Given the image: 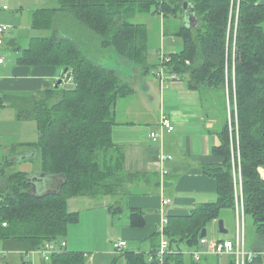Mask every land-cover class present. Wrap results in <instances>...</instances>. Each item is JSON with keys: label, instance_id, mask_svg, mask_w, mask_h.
Wrapping results in <instances>:
<instances>
[{"label": "trees", "instance_id": "1", "mask_svg": "<svg viewBox=\"0 0 264 264\" xmlns=\"http://www.w3.org/2000/svg\"><path fill=\"white\" fill-rule=\"evenodd\" d=\"M57 1V7H41L33 12V28L54 29L59 15L77 23L66 25L62 36L54 32L48 37H32L26 47L20 48L15 61L25 66H55L72 79V85L65 86L67 78H62L58 87L32 94L12 106L18 118L34 120L38 128L37 140L17 143L14 151L20 145L36 149L38 168L34 166V172L61 174L65 182L60 193L37 196L29 192V173L19 168L10 172L8 167L16 163L9 155L0 160V243L11 252L0 256V264L16 254L21 258L20 264H32L29 252L47 242L66 239L70 225L81 217L80 211L70 209L69 202L74 198L114 196L117 209H121L120 195L126 194L127 183L135 182L137 175L126 170L125 149L114 140L117 105L133 92L131 82L122 76V66L131 63L141 74L156 76L161 65L160 59L149 61L147 25L131 18L151 10L165 18L183 16L185 2L192 4L196 21L191 27L183 24L177 30L183 48L171 54L165 64L166 72L187 76L193 89L221 92L224 97L227 92L232 120L231 124L224 122L219 134L221 144L214 148L223 162L204 166V171L218 181V199L197 206L187 216L168 219L166 233L171 248L183 250L185 244L188 249L201 248L202 230L220 217L222 209L236 211L235 168L237 172L240 168L242 176L245 213L253 215L257 229L264 231V176L260 169L264 168L261 0ZM125 9L133 15L124 14ZM110 49L118 55L117 65L107 63ZM2 100L1 95L0 103ZM230 125L234 131L238 128L234 145L232 138L237 136ZM60 183L57 178L49 180L46 188L58 190ZM129 220L132 226L146 225L139 209L130 210ZM149 253L127 248L111 264H119L121 258L125 264H151ZM210 255L197 261L189 254L172 252L166 254L164 264H219L215 255ZM86 261L83 251L67 249L43 264ZM229 264H235V258ZM246 264H264V258L256 254Z\"/></svg>", "mask_w": 264, "mask_h": 264}, {"label": "crops", "instance_id": "2", "mask_svg": "<svg viewBox=\"0 0 264 264\" xmlns=\"http://www.w3.org/2000/svg\"><path fill=\"white\" fill-rule=\"evenodd\" d=\"M261 2L264 4V0ZM9 42L7 48L10 50V56L6 63L0 66L2 106H12L13 102H21L32 94L50 90L63 78L62 70L55 66L17 64L15 58L19 54L18 51L26 46L21 44V40L11 39ZM182 48L183 46L180 50ZM160 51L161 48L156 56L151 57L152 62L159 61ZM121 72L122 76L131 82L133 92L122 97L117 105L114 140L125 149L126 170L137 175L135 182L127 183L126 194L120 195L119 204L122 206L119 212H116L120 215L118 221L121 223L119 239L127 240L129 249H132L131 241H139L140 248L136 250L147 253L160 244L157 231L163 220L174 216H187L197 206L218 199V181L204 171V166L223 162V158L214 153V148L221 144L219 134L225 108L222 107L220 98L215 95L216 92L191 88L187 76L172 78V74V77L165 75V79L161 81L152 74H141L130 63H124ZM163 112L174 119L175 129L166 132L161 141L154 142L149 135L152 130L158 128ZM29 148L20 145L16 153L27 152ZM169 155L171 158H165ZM4 156L7 154L2 153L1 159ZM163 169H167L168 173L162 175ZM260 169L264 176V168ZM166 198L170 201L162 208ZM82 199L86 198L70 200L69 206ZM88 199L86 201L91 205ZM93 203L99 205L98 202ZM132 208L144 213L146 225H131L129 213ZM231 213L234 214L236 224V213L230 212V218L233 220ZM252 217L255 224L248 232L245 218L246 248L250 253L262 255L264 258V231L257 229L255 218L253 215ZM212 222L219 223L218 219ZM220 238L228 237L222 234L208 239ZM186 247V244L183 245L184 249H188ZM14 256L9 257L5 264H20V256ZM213 257L219 264H229L233 258L222 256L227 258L222 262V257ZM33 261L34 264L44 262L38 256L33 257Z\"/></svg>", "mask_w": 264, "mask_h": 264}, {"label": "rangeland", "instance_id": "3", "mask_svg": "<svg viewBox=\"0 0 264 264\" xmlns=\"http://www.w3.org/2000/svg\"><path fill=\"white\" fill-rule=\"evenodd\" d=\"M58 4L57 0H0V25L6 24L10 27L6 32L7 40H21L23 41L21 44L27 46V41L32 37H48L53 35L54 32H57L62 36L64 33L63 29L66 25L77 22H71L68 17L64 15L60 17L59 15L60 18L58 17L54 29H34L32 23L33 12L37 8L57 7ZM4 6H7V9H5ZM124 14L130 17L133 15V12L125 9ZM131 20L138 23H144L148 27L150 33L149 61L151 57L157 55L159 48H161L164 52L166 60H170L171 54L179 52L180 48L183 46L181 36L176 35L177 30L184 24L183 16L180 15L177 17L165 18L162 14L159 15L158 13H155V10H151L150 12L138 13L131 18ZM107 53H109V51H107ZM115 56H118L117 53L110 49V58L107 59L109 61L107 63H111V66L117 63ZM165 75L170 77L171 73L165 72L164 77ZM62 77L67 78L65 86L69 87L72 85V79L66 75H63ZM215 95L220 98L221 105L225 108V116H223V120L225 118V121L222 123L223 126L224 122L225 124L227 121L230 123L231 100L227 92L225 93V97L221 92H216ZM14 108V106L10 105L2 106L1 104L0 106V156L2 153H5L11 158L16 154L14 151V145L20 142L31 144L38 138V128L36 122L30 119L18 118L16 115L17 110ZM230 130L235 132V135L237 136V129L234 131L235 128L230 127ZM232 140L233 145L236 144L235 142H237V138H232ZM33 161L35 169H37L38 158H34ZM17 168L18 164L16 163L15 165L8 167V170L13 172ZM167 173V169L162 170V175ZM239 175V172L234 174V191L236 184L237 188L240 190L241 176ZM86 200L87 198L70 205L71 210L76 209L80 211L81 217L79 222L70 225L68 229V233L66 235V240L68 242L67 249L74 251H77L78 249L79 251H83L87 255L86 264H109L113 261V259H115L114 257L119 255L115 252L113 246L114 242L119 239L121 234V223L118 221L120 215L116 213L120 210H117V199H115L114 196L89 198L88 200L91 202V205ZM101 201L102 203H100ZM93 202H98L99 205H95L97 203ZM107 202L110 203L106 205ZM108 210H110V212ZM230 212H233V208L222 209L218 222L221 219L225 220L226 229L228 230L226 236L228 238H233L236 224L234 214L231 213L234 218L233 220L230 218ZM246 222L248 232L250 227H254L255 224L251 214H246ZM212 223L207 225V229L209 230L208 238L211 239L222 235L219 229V223ZM158 236L160 239L159 241H161L163 236L167 237V233L165 231L164 233H159ZM130 243L131 248H140L139 241H131ZM142 248L144 247L142 246ZM105 250L108 252H105ZM34 257H37V255ZM223 259L227 258L222 257V262ZM119 264H125V261L121 258Z\"/></svg>", "mask_w": 264, "mask_h": 264}, {"label": "built area", "instance_id": "4", "mask_svg": "<svg viewBox=\"0 0 264 264\" xmlns=\"http://www.w3.org/2000/svg\"><path fill=\"white\" fill-rule=\"evenodd\" d=\"M7 9V6H4ZM10 27L6 24L0 25V66L6 63L7 59L10 56L9 49L7 48V30ZM160 67L157 71L156 76L164 80V74L166 72V60L164 52L160 51ZM174 75L173 77L176 78ZM2 79V75H0V80ZM1 106V103H0ZM231 116H230V124H231ZM230 127H232L230 125ZM175 129L174 119L171 115L163 112L161 114L159 120V126L157 129H154L150 132V138L154 142H159L164 137L166 132H172ZM237 129V136H238V128ZM238 140V138H237ZM233 145V144H232ZM239 153V151H238ZM165 158H171V156H166ZM235 167V165H234ZM240 169V168H239ZM239 176H241V172ZM237 170L235 168V174ZM235 197H236V233L233 238H220L218 240H210L206 237H202L201 239V248L198 249H183V250H175L171 248L170 239L165 236L162 237L159 246L153 253H149V262L151 264H164L166 254L172 252H181L185 254H189L193 256V258L197 261H200L205 254H213L215 256H231L235 258V264H246L248 260H251L254 255L250 253L246 248V238H245V200H244V191H243V183H242V176H241V183H240V190L237 188V184L235 187ZM169 199L166 198L163 200L162 208H165V205L169 203ZM165 211V209H164ZM168 223V219L163 220V222L159 225V232L164 233L166 231V225ZM7 225V223H4ZM114 250L116 253L120 254L125 252L128 248V242L124 239H118L113 244ZM68 242L66 239H57L50 242L45 243V245L37 250H33L29 252L30 261L34 264L33 257L37 255L43 261H50L52 256L67 250ZM11 252L7 251L2 248L0 243V256L9 255Z\"/></svg>", "mask_w": 264, "mask_h": 264}, {"label": "water", "instance_id": "5", "mask_svg": "<svg viewBox=\"0 0 264 264\" xmlns=\"http://www.w3.org/2000/svg\"><path fill=\"white\" fill-rule=\"evenodd\" d=\"M183 19H184V25H187L188 27H191L196 21L195 11L193 9L192 4H190L189 2L184 3ZM62 82L63 79H59L55 86L58 87L60 84H62ZM37 155H38V151L36 149H31L25 153L15 154V156H13L12 158L10 157V160L18 164V168L20 171L24 173H29L28 181L32 184L31 188L29 189V192L37 196H42L51 193H60L63 183L65 182V176L61 174L52 175V174L34 172V163L32 159L36 158ZM55 178L61 181L58 190L46 188V183H48L49 180ZM219 229L222 234H226L228 232V230L225 228V223L223 219L219 220ZM207 234H208V230L207 228H204L202 230L201 237H206Z\"/></svg>", "mask_w": 264, "mask_h": 264}]
</instances>
